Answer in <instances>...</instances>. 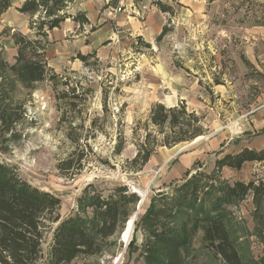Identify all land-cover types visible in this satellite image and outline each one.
<instances>
[{
    "label": "rangeland",
    "instance_id": "obj_1",
    "mask_svg": "<svg viewBox=\"0 0 264 264\" xmlns=\"http://www.w3.org/2000/svg\"><path fill=\"white\" fill-rule=\"evenodd\" d=\"M156 1L167 2L173 10L161 11L167 31L159 39L163 25L156 32L142 25L141 40L136 32L120 29L118 37L102 41V58L95 55L84 64L76 58L84 42L78 35L82 30L69 27L60 34L70 24L67 21L61 31L48 32L45 43L38 38L41 44H35L39 51L44 49L42 59L56 77L18 82L16 98L25 113L15 135L0 140V163L59 197L60 219L88 214L87 206H77L84 194L106 197L125 185L128 193H132L129 186L145 192L144 197L133 193L141 199L131 213L140 209L138 222L151 198L179 184L186 170L210 174L215 160L227 152L247 147L243 145L264 149V0H196L186 6L189 10L180 8L178 0L147 2L155 7ZM21 2L10 0L0 15V46L9 64L15 62L16 41L34 38L29 17L18 11ZM110 3L115 6L117 0ZM180 101L200 116L207 129L194 143H179L177 156L196 154L186 170L174 169L173 161L162 163L159 155L166 149L154 143L159 134L149 122L154 103L174 106ZM144 141L153 153L137 169L129 161ZM119 142L122 149L115 153ZM67 159L68 165L60 170L58 165ZM215 179L253 180L264 186V161L243 164L238 170L223 167ZM262 198L258 213L251 194L231 208L229 229L244 261L264 258V221L260 220L264 194ZM55 226L44 234L35 264H45ZM146 239L143 226L134 223L126 246L121 231L116 232L103 240L101 252L79 255L67 264H145ZM185 264L223 263L204 247L198 232Z\"/></svg>",
    "mask_w": 264,
    "mask_h": 264
},
{
    "label": "trees",
    "instance_id": "obj_2",
    "mask_svg": "<svg viewBox=\"0 0 264 264\" xmlns=\"http://www.w3.org/2000/svg\"><path fill=\"white\" fill-rule=\"evenodd\" d=\"M79 1L22 0L18 7L20 13L29 17L28 29L34 38L16 41L13 64L5 60L0 46L1 141H9L15 135L16 126L25 113L23 104L16 98L18 82L35 83L46 77L52 80L56 77L42 59L44 49L39 51L35 47L41 42L38 38L45 43L48 32L59 28L66 19L80 26L89 24L84 12H70ZM155 4L162 12H173L162 2L156 1ZM9 6L10 0H0V15ZM166 31L167 26L163 25L156 39ZM137 40H141L140 36ZM146 45L149 46L148 43ZM95 55V52H78L76 58L85 64L88 58ZM149 122L159 134L154 143L166 148L190 142L207 132L200 116L187 109L183 101L174 106L154 103ZM121 149L122 142H119L115 153ZM152 153L144 141L138 145V151L129 164L140 169ZM68 161H62L58 168L63 170ZM247 161H264V149L243 147L235 153L227 152L215 160L212 173H190L186 170L185 178L179 184L151 198L139 221L135 222L147 232L143 244L145 264H185V254L198 232H201L204 247L223 264H264V258L244 261L237 237L229 229L233 216L231 208L247 195H252L254 210L259 212L263 202V184L253 180L229 183L215 179L223 167L238 170ZM127 190L124 185L116 187L106 197L97 193L84 194L77 206H87L88 214L60 219L57 213L59 197L33 186L11 166L0 163V264H35L40 257L43 236L55 223L45 264H67L79 255L90 256L101 252L103 240L122 231L139 200Z\"/></svg>",
    "mask_w": 264,
    "mask_h": 264
},
{
    "label": "crops",
    "instance_id": "obj_3",
    "mask_svg": "<svg viewBox=\"0 0 264 264\" xmlns=\"http://www.w3.org/2000/svg\"><path fill=\"white\" fill-rule=\"evenodd\" d=\"M110 1L111 0L79 1L76 5H74L72 10L84 12L85 16L89 20V24H83L80 26L78 23L66 19L61 23L59 28H54L53 30L61 31V26L69 21L70 24L66 25L60 34L65 35L69 27H71V29L78 28L79 30H82L78 33V35L84 39L82 47L80 48L81 52L79 53L86 54L95 52L98 58H102L104 56V51L100 49L102 41L112 39V36L118 37L117 34H120L121 30L136 32V35L141 36L142 25H146L148 28L156 32L159 31L164 24L165 18L163 13L157 8L156 4L155 7L154 5H148V0H117L115 6H117L120 1L122 9L120 12L115 13H112L115 6H112ZM178 1L181 3L180 8L189 10L186 6H192L196 0ZM182 4L186 8H184ZM143 5L145 6V9H142ZM113 27L116 30H121L115 32ZM178 145L179 144H176L170 148L165 147V154L159 156L162 163L173 161L175 166L174 169L186 170L188 165L196 158V154H194V152H190L177 156L176 153L178 151ZM243 146L250 148L248 145ZM153 159V162H156V156H154ZM181 162L182 166H179V163ZM248 163H252V161H247L243 164L245 165ZM224 168L227 169V171L230 169L227 167Z\"/></svg>",
    "mask_w": 264,
    "mask_h": 264
},
{
    "label": "bare ground",
    "instance_id": "obj_4",
    "mask_svg": "<svg viewBox=\"0 0 264 264\" xmlns=\"http://www.w3.org/2000/svg\"><path fill=\"white\" fill-rule=\"evenodd\" d=\"M202 138L201 136L196 137L193 142L197 141L198 139ZM135 188V186H134ZM135 192L137 194H141V197L145 196V192L141 191L140 189L135 188ZM141 204V203H140ZM140 209H138L137 213L134 212L126 221L123 230L121 231V240L124 243V245L126 246L128 244V242L130 241V238L132 237L133 234V230H134V223L135 220L139 214Z\"/></svg>",
    "mask_w": 264,
    "mask_h": 264
},
{
    "label": "built area",
    "instance_id": "obj_5",
    "mask_svg": "<svg viewBox=\"0 0 264 264\" xmlns=\"http://www.w3.org/2000/svg\"><path fill=\"white\" fill-rule=\"evenodd\" d=\"M121 9H122V6H121L120 1H119V4H118L117 6L114 7V10H113L112 13L120 12ZM142 9H145V6H144V5L142 6ZM110 13H111V12H110ZM129 187H130V188H129V189H130V192L135 193V188H134V186H129Z\"/></svg>",
    "mask_w": 264,
    "mask_h": 264
},
{
    "label": "water",
    "instance_id": "obj_6",
    "mask_svg": "<svg viewBox=\"0 0 264 264\" xmlns=\"http://www.w3.org/2000/svg\"><path fill=\"white\" fill-rule=\"evenodd\" d=\"M201 137H203V136H201ZM193 140H194V139H193ZM191 143H194V142L191 141ZM140 200H141V199H139V201H138V203H137L138 207H139V205H140V203H141ZM137 211H138V210H136V213H137ZM125 223H126V222H125ZM124 225H125V224H124ZM121 235H122V234H121Z\"/></svg>",
    "mask_w": 264,
    "mask_h": 264
}]
</instances>
